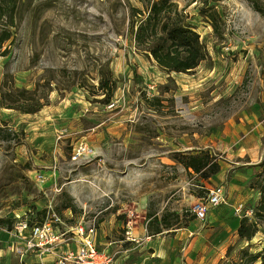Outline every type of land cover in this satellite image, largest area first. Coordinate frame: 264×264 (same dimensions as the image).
Segmentation results:
<instances>
[{"label":"rangeland","instance_id":"rangeland-1","mask_svg":"<svg viewBox=\"0 0 264 264\" xmlns=\"http://www.w3.org/2000/svg\"><path fill=\"white\" fill-rule=\"evenodd\" d=\"M174 1L207 55L191 71L166 73L134 44L129 12L143 7L139 0H0V36L8 32L0 91L33 89L42 102L34 112L0 106V234L15 220L56 214L53 227L72 234L74 225H92L99 249L132 241L127 229L138 241L149 234L157 255L149 243L132 254L144 264H245L246 251L263 248L264 135L252 160L227 157L219 143L229 119L264 127V0ZM202 6L217 10L218 31ZM106 71L115 80L109 102L97 87ZM78 143L90 149L72 159ZM201 148L220 163L213 179L172 155ZM217 185L224 200L197 218L194 203ZM236 202L251 214L237 213ZM162 213L172 228L151 234ZM241 217L256 227L248 240L237 234Z\"/></svg>","mask_w":264,"mask_h":264},{"label":"trees","instance_id":"trees-1","mask_svg":"<svg viewBox=\"0 0 264 264\" xmlns=\"http://www.w3.org/2000/svg\"><path fill=\"white\" fill-rule=\"evenodd\" d=\"M139 1L143 7L130 5L129 12L135 46L147 51L166 73L169 71H191L197 67L206 57L207 52L199 32L195 31L191 22L180 11L177 2L174 0ZM199 12L208 19L213 30L218 31L217 10L202 6L199 8ZM7 37L8 32H4L0 36V42ZM98 79L97 87L103 89L105 94L102 101L109 102L115 89V80L111 78L109 71L100 75ZM33 91V89L8 85L6 89L0 91V106L11 107L18 111L34 112L42 102L39 101V97L33 95ZM172 155L186 169L191 168L196 172L200 179H209L220 169L217 158L205 148H201L199 151H175ZM259 162L261 170L257 175L261 177L258 183L260 198L256 214L262 216L264 211V155ZM155 219L157 220L156 226L148 225L151 234L159 233L164 228H172V223L167 221L165 213H162L159 220L156 217ZM0 221H2L1 218ZM255 232V225L247 221L246 217L239 219L238 236L248 240L253 237ZM245 253L246 256H241L245 264H252L256 260H259V264H263L264 246L260 251H246Z\"/></svg>","mask_w":264,"mask_h":264},{"label":"crops","instance_id":"crops-1","mask_svg":"<svg viewBox=\"0 0 264 264\" xmlns=\"http://www.w3.org/2000/svg\"><path fill=\"white\" fill-rule=\"evenodd\" d=\"M247 118V123L243 120H234L229 119L226 127L222 129V136L219 143V148L222 152H226L227 157L232 155H241L242 157L245 154L250 155V159H253L255 151L260 147L259 137L264 135V127L259 126L258 123L253 121L252 117ZM242 119V118H241ZM241 130H243L241 132ZM243 133V134H242ZM257 162L254 161H243V165L254 164ZM191 169V168H190ZM51 176L54 174L55 170H49ZM43 173V172H42ZM41 174V173H40ZM45 175V173H43ZM218 176V172L216 173ZM46 177V176H45ZM213 179L212 176L209 177ZM16 217L18 213H13ZM18 220H15L10 230H3L5 232L0 234V264H55V256L58 253H66L71 249H74L76 246L77 237L71 232H68L67 228L57 229L60 232L58 240H56L54 245H51L48 251L39 252L38 249L28 248L22 252L21 255H18L13 250V247L19 246L21 249H24V241L28 234L29 229L25 228L23 230L17 231L14 229V226ZM129 230V229H127ZM130 234L135 236V230H129ZM67 233V234H65ZM161 233V232H159ZM133 236V237H134ZM126 238H128L126 236ZM129 239V238H128ZM137 239L130 238V242L123 244L127 240L119 239L118 242L113 245H107L105 242L101 248H104L111 251V255L115 259V264H144L140 259L135 260L133 255L136 250L140 251L143 245L149 243L150 247H153L155 251L150 253L152 256L156 254V244H154L155 239H152L149 234H145L144 237ZM137 240V241H135ZM100 248V249H101ZM165 254V253H164ZM11 259L12 261H10ZM66 264H75L72 261Z\"/></svg>","mask_w":264,"mask_h":264},{"label":"built area","instance_id":"built-area-1","mask_svg":"<svg viewBox=\"0 0 264 264\" xmlns=\"http://www.w3.org/2000/svg\"><path fill=\"white\" fill-rule=\"evenodd\" d=\"M90 149L84 143L74 145L70 151L72 159L79 158L82 154ZM206 202H196L193 205L196 217L202 219L208 206H216L224 200V193L221 185L209 187L206 191ZM235 211L240 215L247 216L251 214L252 208H245L241 202H236L234 205ZM59 220L56 214L49 218L42 219L38 222L28 224L25 221H18L14 226L17 231L25 228L29 229L24 241V249L19 246L13 247L18 255L28 248L38 249L39 252L48 251L51 245H54L60 236V232L53 227V223ZM72 232L77 237V244L74 249L66 253L56 254L55 264H66L73 262L75 264H115V259L105 248L99 249L94 241V227L92 225L83 227L80 224L72 226ZM126 235L130 239L134 238L129 230H126Z\"/></svg>","mask_w":264,"mask_h":264}]
</instances>
